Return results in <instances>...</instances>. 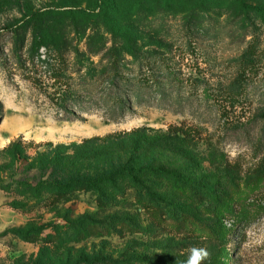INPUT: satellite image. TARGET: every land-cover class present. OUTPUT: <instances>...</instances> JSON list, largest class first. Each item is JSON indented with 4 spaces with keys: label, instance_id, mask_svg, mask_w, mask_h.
Masks as SVG:
<instances>
[{
    "label": "rangeland",
    "instance_id": "obj_1",
    "mask_svg": "<svg viewBox=\"0 0 264 264\" xmlns=\"http://www.w3.org/2000/svg\"><path fill=\"white\" fill-rule=\"evenodd\" d=\"M0 208V264H264V0H0Z\"/></svg>",
    "mask_w": 264,
    "mask_h": 264
},
{
    "label": "trees",
    "instance_id": "obj_2",
    "mask_svg": "<svg viewBox=\"0 0 264 264\" xmlns=\"http://www.w3.org/2000/svg\"><path fill=\"white\" fill-rule=\"evenodd\" d=\"M34 18H35L34 19L35 28L33 30L38 35L39 39L45 43L46 47H48L50 44L46 42V33H48V29H47V23L44 22L45 14L41 12L36 13L34 15ZM67 180H65L64 183H66ZM80 180H82V178L77 179V180H72L71 182L69 181V185H71L72 188L74 189L83 188V189H87L88 191L99 194V197H98L99 207H104V206L107 207L109 204H113L112 199L107 200L101 196L102 191L100 190V188L96 186L97 185L96 182L93 183V182H86V181H80ZM65 187H66L65 185L59 186V188L57 189V192L55 193V195H57L56 197H61L63 195H66L67 193H70L69 191H67ZM24 239H26L25 236H24Z\"/></svg>",
    "mask_w": 264,
    "mask_h": 264
},
{
    "label": "clouds",
    "instance_id": "obj_3",
    "mask_svg": "<svg viewBox=\"0 0 264 264\" xmlns=\"http://www.w3.org/2000/svg\"><path fill=\"white\" fill-rule=\"evenodd\" d=\"M210 253L206 248L193 247L190 250L189 257L185 261V264H192V257L195 256L199 258L200 264H203V261L209 257Z\"/></svg>",
    "mask_w": 264,
    "mask_h": 264
},
{
    "label": "built area",
    "instance_id": "obj_4",
    "mask_svg": "<svg viewBox=\"0 0 264 264\" xmlns=\"http://www.w3.org/2000/svg\"><path fill=\"white\" fill-rule=\"evenodd\" d=\"M1 213H2V209L0 208V215H1Z\"/></svg>",
    "mask_w": 264,
    "mask_h": 264
}]
</instances>
